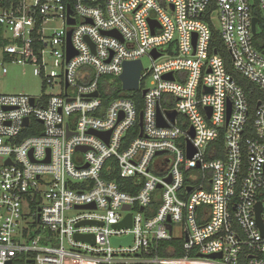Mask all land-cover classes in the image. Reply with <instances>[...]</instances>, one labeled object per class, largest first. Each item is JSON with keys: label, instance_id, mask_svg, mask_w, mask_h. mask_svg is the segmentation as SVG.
Returning <instances> with one entry per match:
<instances>
[{"label": "built area", "instance_id": "1", "mask_svg": "<svg viewBox=\"0 0 264 264\" xmlns=\"http://www.w3.org/2000/svg\"><path fill=\"white\" fill-rule=\"evenodd\" d=\"M0 35L41 80L0 94V264H264V0H0Z\"/></svg>", "mask_w": 264, "mask_h": 264}, {"label": "rangeland", "instance_id": "2", "mask_svg": "<svg viewBox=\"0 0 264 264\" xmlns=\"http://www.w3.org/2000/svg\"><path fill=\"white\" fill-rule=\"evenodd\" d=\"M214 22L218 25L217 15L214 16ZM263 22V18H262ZM2 39L0 35V94L1 95H30L40 96L41 94V80L34 75L33 69L23 68L18 65H7L8 74L2 75L1 67L3 64L2 56ZM143 66L145 70H149L152 62L148 57L143 59ZM149 86V82L147 84ZM75 264H86L84 262H75ZM206 264H213L207 261Z\"/></svg>", "mask_w": 264, "mask_h": 264}, {"label": "water", "instance_id": "3", "mask_svg": "<svg viewBox=\"0 0 264 264\" xmlns=\"http://www.w3.org/2000/svg\"><path fill=\"white\" fill-rule=\"evenodd\" d=\"M257 19H254V32H255V26H256V23H257ZM72 22V21H71ZM74 23V22H72ZM152 24V29L154 30V28L157 26L155 22H151ZM108 35H115V33H110ZM69 44H70V37H69ZM75 55L74 52H72L71 50H69V57H68V60H70L73 56ZM156 58H158V56H156ZM141 71H142V64L141 62H135V63H127L125 65V71H124V74L121 76V82L123 84V89L125 91H128V92H134V91H137L139 89V80H140V77H141ZM165 79H169V80H172V76L169 75V76H166ZM95 97L98 96V93H96L94 95ZM33 102V101H32ZM170 117H171V120L172 122H174L175 118H176V113H172V114H169ZM210 116V115H209ZM229 117H230V112L228 114V120H229ZM141 123H140V127L142 128V114H141ZM158 126L159 127H166V125L163 123L162 119H161V116H160V113H158ZM28 123V120L25 121V124ZM192 134L194 135V133L192 132ZM101 138H105L108 134H95ZM80 151V150H79ZM194 155V151L192 149H190L189 151V157L191 158L192 156ZM84 209H94V205H87L85 207H83ZM129 209V208H127ZM85 225H94L95 223L93 222H85L83 223ZM117 227H125V228H130L131 227V216H127V218ZM169 229H170V226H169ZM76 239L78 241H84V242H90V241H95L94 237L91 236V235H85V236H79L77 235L76 236ZM131 243V238H128V239H125L123 241H114V244L115 245H125V244H130ZM208 259H212V260H216V259H221V255H213V256H210L208 257ZM8 264H12V262H9Z\"/></svg>", "mask_w": 264, "mask_h": 264}, {"label": "trees", "instance_id": "4", "mask_svg": "<svg viewBox=\"0 0 264 264\" xmlns=\"http://www.w3.org/2000/svg\"><path fill=\"white\" fill-rule=\"evenodd\" d=\"M216 40H217V38H216ZM218 52L220 54H222V56L227 58V54H225V52L223 51L221 46L218 48ZM236 79H237L238 83L244 87V89L246 90L247 93H249L250 89L253 88L242 77L236 76ZM125 96L128 98H133V99L135 98V100L138 102V106L141 107L142 96L139 93H137V94L125 93ZM140 111H142L141 108H140ZM110 164H113L112 160L107 163V167ZM102 176H103V178H106L108 181H115L120 186L122 191L134 193V192H132V190H130V184L133 181L120 179L117 171L111 175L110 174L108 175L107 172L104 173V171H103ZM162 248L163 249L160 252V256L162 258H167V259H171V260H179L185 256V254L183 252V241H172L170 243L163 244ZM15 264H25L24 259H21V260L15 262Z\"/></svg>", "mask_w": 264, "mask_h": 264}]
</instances>
